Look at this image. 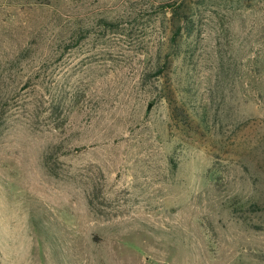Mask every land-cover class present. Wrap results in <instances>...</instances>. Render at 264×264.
Segmentation results:
<instances>
[{
	"label": "rangeland",
	"instance_id": "obj_1",
	"mask_svg": "<svg viewBox=\"0 0 264 264\" xmlns=\"http://www.w3.org/2000/svg\"><path fill=\"white\" fill-rule=\"evenodd\" d=\"M0 264H264V0H0Z\"/></svg>",
	"mask_w": 264,
	"mask_h": 264
}]
</instances>
